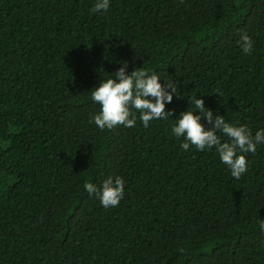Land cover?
<instances>
[{"label": "trees", "instance_id": "1", "mask_svg": "<svg viewBox=\"0 0 264 264\" xmlns=\"http://www.w3.org/2000/svg\"><path fill=\"white\" fill-rule=\"evenodd\" d=\"M94 3L0 0V264H264V145L236 180L171 135L191 96L264 128V0ZM116 61L173 81L175 114L101 131L90 91ZM109 174L104 209L83 184Z\"/></svg>", "mask_w": 264, "mask_h": 264}, {"label": "clouds", "instance_id": "2", "mask_svg": "<svg viewBox=\"0 0 264 264\" xmlns=\"http://www.w3.org/2000/svg\"><path fill=\"white\" fill-rule=\"evenodd\" d=\"M110 6L111 0H95L91 12L107 13ZM238 44L245 55L253 51L254 42L245 32L239 34ZM116 63L118 69L101 78L98 86L90 91V99L99 106L92 122L101 131L119 126L134 128L138 119L148 128L150 122L166 120L175 114L166 111V105L172 103L174 96L178 98L173 81L163 79L158 73L149 74L143 68L128 72L127 62ZM187 100L190 107L173 119L171 135L183 140L180 147L184 151L191 146L197 151H214L230 175L239 180L248 170L247 154H255L257 147L264 145V128L257 129L253 135L246 125L232 124L223 116L214 115L205 107L203 99L191 96ZM222 138L226 139L222 142ZM83 189L89 196H95L104 209L115 208L124 198L125 180L109 174L99 186L86 181ZM260 228L264 231V223Z\"/></svg>", "mask_w": 264, "mask_h": 264}]
</instances>
